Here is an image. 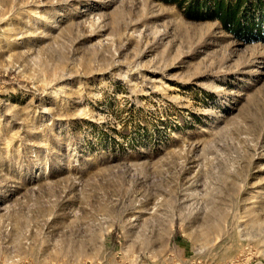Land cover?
Returning a JSON list of instances; mask_svg holds the SVG:
<instances>
[{
  "label": "rangeland",
  "instance_id": "1",
  "mask_svg": "<svg viewBox=\"0 0 264 264\" xmlns=\"http://www.w3.org/2000/svg\"><path fill=\"white\" fill-rule=\"evenodd\" d=\"M0 264H264V0H0Z\"/></svg>",
  "mask_w": 264,
  "mask_h": 264
},
{
  "label": "trees",
  "instance_id": "2",
  "mask_svg": "<svg viewBox=\"0 0 264 264\" xmlns=\"http://www.w3.org/2000/svg\"><path fill=\"white\" fill-rule=\"evenodd\" d=\"M222 6L221 4H217L214 11V17H216L219 21L222 22L223 25H226V23L229 21L228 17L226 15L222 16L220 15L222 13Z\"/></svg>",
  "mask_w": 264,
  "mask_h": 264
},
{
  "label": "bare ground",
  "instance_id": "3",
  "mask_svg": "<svg viewBox=\"0 0 264 264\" xmlns=\"http://www.w3.org/2000/svg\"><path fill=\"white\" fill-rule=\"evenodd\" d=\"M75 213V212H74Z\"/></svg>",
  "mask_w": 264,
  "mask_h": 264
}]
</instances>
